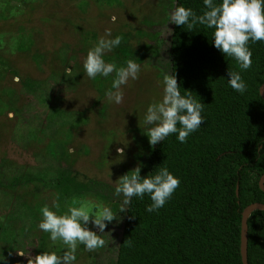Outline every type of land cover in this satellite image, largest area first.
I'll list each match as a JSON object with an SVG mask.
<instances>
[{
    "label": "rangeland",
    "instance_id": "1",
    "mask_svg": "<svg viewBox=\"0 0 264 264\" xmlns=\"http://www.w3.org/2000/svg\"><path fill=\"white\" fill-rule=\"evenodd\" d=\"M173 4L174 0H0V58L17 71L16 75L0 66V264H27V256L17 251L32 256L66 251L62 241L54 243L50 233L38 227L44 205L57 211V190L50 180L60 168L105 184L95 183V189L75 200L77 206H108L114 212L123 205V195H114L116 180L140 165L137 155L142 160L151 147L145 132L151 126L143 120L147 106L163 96ZM106 29H111V37L123 35L119 48L127 47L106 52L105 62L119 68L132 59L141 67L138 79L121 86L120 104L105 95L115 73L75 78L77 64L83 68L88 50ZM116 52L125 57L118 58ZM68 67L74 77L62 73ZM23 77L38 80L35 89L26 91ZM47 142L51 151L45 149ZM117 147H124L123 158ZM29 176L42 180L29 182ZM3 191L11 198L8 203ZM69 200L63 204L66 209L73 204ZM87 227L100 234L91 222ZM100 235L105 246L88 252L79 245L74 264H113L119 226L107 223Z\"/></svg>",
    "mask_w": 264,
    "mask_h": 264
},
{
    "label": "trees",
    "instance_id": "2",
    "mask_svg": "<svg viewBox=\"0 0 264 264\" xmlns=\"http://www.w3.org/2000/svg\"><path fill=\"white\" fill-rule=\"evenodd\" d=\"M178 6L191 8L197 15L206 10L203 0H174L173 10ZM213 31L202 25L188 30L171 23L166 72L176 75L182 94L191 92L204 104L205 121L186 142L181 143L178 134H172L151 146L142 160L137 155L142 178L167 167L180 184L158 211L145 210L151 204L145 195L143 199L133 197L125 212H113L117 218L111 223L119 226L113 264H242L241 211L249 203H264V190L259 186L264 173V100L259 94L264 83V41L249 42L252 64L241 70L234 58L226 57L214 46ZM116 53L118 58L125 57ZM0 66L17 75L16 69L1 58ZM77 67L75 78L86 79L84 68L79 64ZM229 68L240 72L246 84L243 94L228 84ZM20 82L29 91L35 89L38 80L23 77ZM12 89L8 87L10 92ZM45 149L51 151L50 143ZM79 175L65 167L50 180L57 190L61 214L68 209L63 205L68 199H79L95 189V183L105 185L85 176L80 179ZM26 180L42 179L29 176ZM34 187L37 189L36 184ZM10 199L5 195L6 203ZM247 225L248 264H264V210H254ZM126 239L130 245L124 243Z\"/></svg>",
    "mask_w": 264,
    "mask_h": 264
},
{
    "label": "clouds",
    "instance_id": "3",
    "mask_svg": "<svg viewBox=\"0 0 264 264\" xmlns=\"http://www.w3.org/2000/svg\"><path fill=\"white\" fill-rule=\"evenodd\" d=\"M206 10L197 15L191 8L176 7L170 14V22L178 26H186L192 30L196 25L213 29L214 46L226 57L234 58L241 70H247L252 64V53L248 47L252 43L264 41V0H203ZM111 29H106L94 47L90 48L83 61L84 71L90 79L98 75L108 77L115 73L111 89L105 95L109 102L120 104L124 93L122 85L139 78L141 67L132 59L127 60L126 66L117 68L115 63H106L104 55L122 42L117 35L110 38ZM65 76L74 77L71 67L65 69ZM228 84L235 91L243 94L246 84L239 71L228 70ZM163 96L159 101H153L147 106L143 123L147 128L146 134L151 146L164 141L172 134H178L177 139L186 142L190 133L195 132L204 123L202 112L204 104L193 97L191 92L181 93L176 75L165 74L163 77ZM127 144H125L126 146ZM71 151V149L69 150ZM118 157L123 158L124 147H117ZM141 166L138 165L116 180L114 195H123V205L131 203L133 197L143 199L148 195L151 204L146 207L147 212L158 211L172 197L179 187L180 180L167 167H161L154 175L142 178ZM73 201L66 213L58 214L60 205L53 202V208L48 205L41 208L42 219L38 224L40 230L50 233V239L55 243L62 241L66 251L63 254L44 251L35 256L17 251L20 256H27V264H74L76 251L83 245L86 251L94 252L105 246L106 241L100 235L105 233L107 223L117 218V214L108 206L90 207ZM121 206L119 212H125ZM94 224L100 234L87 227ZM107 222V223H106ZM124 243L131 244L126 239Z\"/></svg>",
    "mask_w": 264,
    "mask_h": 264
},
{
    "label": "water",
    "instance_id": "4",
    "mask_svg": "<svg viewBox=\"0 0 264 264\" xmlns=\"http://www.w3.org/2000/svg\"><path fill=\"white\" fill-rule=\"evenodd\" d=\"M259 94L264 100V83H262L259 87ZM264 173L259 178V186L264 190ZM264 210V203L262 202H252L247 204L243 210L241 211V221H240V243H239V251L240 258L242 264H248L247 260V243H248V225L247 220L250 214L254 210Z\"/></svg>",
    "mask_w": 264,
    "mask_h": 264
}]
</instances>
